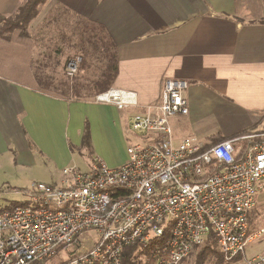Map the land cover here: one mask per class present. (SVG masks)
<instances>
[{"label": "crops", "instance_id": "1", "mask_svg": "<svg viewBox=\"0 0 264 264\" xmlns=\"http://www.w3.org/2000/svg\"><path fill=\"white\" fill-rule=\"evenodd\" d=\"M24 2L0 0V16H13ZM79 58L78 73L66 74L69 80L78 77L79 86H93V73L115 63L110 89L133 93L138 106L128 109L136 112L122 115L114 105L77 99L71 90L65 96L41 89L37 72L52 64H62L66 72L68 61ZM169 78L189 84V114L171 120L180 122L172 125L177 140L188 137L179 133L181 124L194 126L209 139L206 145L250 131L235 143L239 152L263 139L264 0H47L26 35L15 30L9 40L0 38V149H9L19 136L25 146L35 144L51 157L38 134L48 140L59 129L67 152L61 171L83 166L71 163L79 161L73 160L70 143L78 146L87 126L92 136L91 115L108 108L116 111V123L130 127L136 114L160 103ZM262 200L264 195H257V203Z\"/></svg>", "mask_w": 264, "mask_h": 264}, {"label": "built area", "instance_id": "2", "mask_svg": "<svg viewBox=\"0 0 264 264\" xmlns=\"http://www.w3.org/2000/svg\"><path fill=\"white\" fill-rule=\"evenodd\" d=\"M80 61H68V77ZM188 89L185 80L164 81L160 103L133 117L130 130L143 139L121 166L100 159L87 170L67 166L60 183L34 182L18 192L29 202L20 206L2 207L0 191V264H123L134 245L145 264H180L210 237L223 262L264 264L262 254L246 256L264 180V138L240 152L235 143L249 136L210 146L196 137L177 140L171 120L189 114ZM95 101L138 106L133 93L115 89Z\"/></svg>", "mask_w": 264, "mask_h": 264}, {"label": "rangeland", "instance_id": "3", "mask_svg": "<svg viewBox=\"0 0 264 264\" xmlns=\"http://www.w3.org/2000/svg\"><path fill=\"white\" fill-rule=\"evenodd\" d=\"M64 29H60V34H64ZM99 73H93V75H99ZM88 75L87 73L83 76L88 77ZM36 77L41 89L46 91L53 90L54 92H65L64 85L67 84L66 81L72 82L76 78L69 80L62 64H52L50 70H40L36 73ZM87 95L88 97L86 95L83 96L87 97L88 100H94L96 97V95ZM135 112L136 110L127 109L118 113L130 116ZM97 114L90 117L92 120V139L90 145H85L82 140L78 146L70 143L72 144L70 146V153L73 160L79 161V163L75 161L71 163L77 165L83 163L86 167L83 164V166H77L81 170H87L96 159L106 161L111 165H120L125 162L128 156V148L141 142L143 139L141 134L132 132L128 125L126 127V124L123 122L121 124L115 122L116 111H110L108 108H105L100 113L97 112ZM178 123L180 122L173 121L172 125ZM179 129H181L180 134H185L188 137L200 136L194 126L185 127L181 124ZM173 132L174 135H177L176 129L173 128ZM38 135L42 136V138L38 137L37 140L49 149L47 152L50 153L51 157L35 144L32 147L25 146L27 145L25 143L26 140L19 136H14L11 139V143L13 144L9 149H0V191H3L5 194L1 204L2 207L10 208L26 203L28 201L27 197L22 194L19 195L18 192L22 193L29 189L34 182H44L47 184L60 183L62 179L60 164L67 160V152L66 154L63 152L65 144L61 139L59 129H56L53 134H49L48 140L42 134ZM199 138H201L202 142L209 141V139H204L201 136ZM259 195H264V188L259 192L258 199L260 198ZM249 226V236L261 230L263 232L258 238L250 241L246 256L250 257L255 254L264 255V200L258 201L256 208L250 213ZM199 250H195L180 264H198L196 256ZM241 259L233 262H223L220 255H211L202 264H244ZM61 261L62 259L55 258L53 262L57 264Z\"/></svg>", "mask_w": 264, "mask_h": 264}, {"label": "trees", "instance_id": "4", "mask_svg": "<svg viewBox=\"0 0 264 264\" xmlns=\"http://www.w3.org/2000/svg\"><path fill=\"white\" fill-rule=\"evenodd\" d=\"M47 0H25V2L18 8L17 12L10 17L6 16H0V38L4 40H9L11 38L12 33L15 30H20L23 35H26V30L32 20L38 15V9L39 6L44 4ZM114 58V56H113ZM117 67L114 66L110 67L109 70H104L99 73V75H96V82L93 83L95 85L91 86H79L78 77L72 82V84L69 81H66L67 84L64 85V91L65 92H58L59 94L68 96L69 91H72V95L75 96L77 99L83 98L82 93L91 92L94 93V96L97 94L104 93L108 90H110L111 85L113 84L116 75H117ZM91 84V83H90ZM87 98V97H84ZM251 133L250 131H245L236 135H233L232 137H219V138H213L210 145L225 141V140H232L236 137H240L243 135H248ZM256 140V142L261 141ZM83 141L85 145L89 146L91 143V135L89 127L87 126L85 129V133L83 136ZM255 142V141H254ZM208 145V146H210ZM200 249V250H199ZM197 260L198 264H202L205 259L211 255H219L218 248L216 246V242L213 237H210L206 243L202 246H200L197 251ZM150 251L145 253V255L148 257L150 256ZM144 252L137 247V246H129L127 247L123 252V264H145L142 261V257L144 255Z\"/></svg>", "mask_w": 264, "mask_h": 264}]
</instances>
